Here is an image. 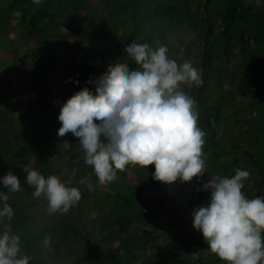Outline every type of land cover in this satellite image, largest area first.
<instances>
[{"label":"trees","instance_id":"1","mask_svg":"<svg viewBox=\"0 0 264 264\" xmlns=\"http://www.w3.org/2000/svg\"><path fill=\"white\" fill-rule=\"evenodd\" d=\"M3 31L10 32L4 33L8 39H12L11 32L17 33L20 40L29 37L30 42L44 50L60 42L57 51L63 56L67 54L64 42L74 47L78 38L83 44V39L90 41L92 44L85 45L89 50L86 59L74 66L83 77L84 86H81L93 93L95 81L106 75L108 68L132 70L139 67L125 56L126 46L134 42L148 43L153 48L166 45L171 58L179 63L191 61L203 80L202 85L191 88L185 85L184 90L195 99L198 126L207 133L204 152L206 147L210 148L217 160L235 155L233 163L228 164L232 172L225 174L226 177L235 174L240 161L250 163V176L242 191L248 198L264 196V147L260 152L245 149L239 138L246 134L256 147L261 141L259 134L264 133V117H259V113L264 114V0L259 4L256 0H43L41 5L32 0H0V34ZM193 36L201 46L195 58L185 51L187 40ZM18 40L13 36L7 47L0 45V64H9L8 70H0V113L3 112L0 177L11 171L20 178L22 190L8 192L0 184L14 211L10 221L6 217L0 221V232L10 231L20 236L22 254L30 257V264H48L61 259L83 264V258H77L73 251L75 244L83 241L90 245L98 242L94 249L101 259L97 264H137L142 255L151 250L154 252L150 264H227L209 251L202 233L193 227V210L211 198L210 191H198L212 176L207 167L202 177H194L190 182H174L175 193L166 190V183L153 178L150 170L155 169L154 164L147 168L137 165L133 172L118 170L115 180L125 184L127 190L118 191L114 196L109 189L115 180L103 188L98 187L92 170L85 167L78 138L71 132L70 136L58 137L49 127L50 115L59 116L62 104L82 90L80 76L74 74L69 78L71 81L68 80L75 85V93L55 96L58 105L53 107L52 100L48 102L38 94L46 80L47 66H37L31 52L20 56ZM232 57L237 60L233 69L229 66ZM48 58L54 60L52 56ZM42 61L47 60L43 57ZM29 70L35 72L28 73ZM89 75L94 76L95 81L89 80ZM16 81L22 82V86ZM233 88L235 92L230 91ZM241 88L246 98L242 103L249 102L251 111L256 114L237 121L240 133L235 136L234 130L228 133L220 130L225 104L216 100L209 111L207 103L211 92L228 89L236 93ZM236 96L222 94L221 98L234 104L238 103ZM224 139L231 150L227 149ZM52 156H56L53 162ZM65 164L67 173L60 176L70 187H77L81 194L84 189L79 188L81 181H90L96 203L103 198L108 204L103 222L98 216L95 218L93 225L99 233L96 240L91 238L92 230L83 228L84 221L78 215L82 198L67 212L52 213L51 220L36 212L38 199L46 197L33 196L35 189L26 183L25 165L47 177L58 176ZM208 164L206 160V166ZM146 181L148 184L144 183ZM250 183L257 192L247 190L246 185ZM111 196L115 202L109 206ZM149 217L157 223L153 229L149 226ZM161 220H165V226L160 225ZM185 225L190 228L187 234L183 229ZM144 226L147 227L143 229ZM159 231L173 233L177 247L185 254L155 251L161 240ZM46 237H51L49 246L44 244Z\"/></svg>","mask_w":264,"mask_h":264},{"label":"clouds","instance_id":"2","mask_svg":"<svg viewBox=\"0 0 264 264\" xmlns=\"http://www.w3.org/2000/svg\"><path fill=\"white\" fill-rule=\"evenodd\" d=\"M41 5L43 0H32ZM259 4L260 0H256ZM166 45L157 48L134 42L125 56L139 66L112 67L88 87L76 92L62 104L58 137L71 132L78 138L85 167L92 170L97 186L105 187L128 166L147 168L156 181L172 184L190 182L206 173L207 154L203 148L207 133L198 126V108L189 88L203 84L199 69L191 61L179 63L168 54ZM71 79V78H70ZM91 83V81H90ZM26 183L44 196L48 212H67L81 199L77 187L68 186L56 175L45 177L29 170ZM247 170L237 168L231 177L211 176L198 189L210 191V201L192 212L193 227L200 231L208 249L227 264H264V196L248 198L243 193ZM8 192L22 190L20 178L11 171L0 177ZM90 181H81L79 188ZM0 190V221H10L13 208ZM51 244V237L44 240ZM0 264H30L22 254L19 235L0 232Z\"/></svg>","mask_w":264,"mask_h":264},{"label":"rangeland","instance_id":"3","mask_svg":"<svg viewBox=\"0 0 264 264\" xmlns=\"http://www.w3.org/2000/svg\"><path fill=\"white\" fill-rule=\"evenodd\" d=\"M16 32H18V30ZM4 33L9 34L10 32L3 31L0 34V45L4 44L3 46L7 47V45L10 44V41L13 39V36H17V40L19 39L18 40V46H19L20 50L17 46L16 47L19 50L20 56H24L26 53L31 52V54L33 55L32 60L34 63L37 64V66L38 65H44V64L47 66V70L45 72L46 80L42 85L43 87L41 86L38 89V94H39V97L47 100L48 102H50L52 100V106L53 107L56 108L58 105L57 101L54 100L55 96L62 97L63 94H69L71 92L73 94L75 93L73 91L74 90L73 88H75V85H73V83L68 82L69 78H71L74 74H78L80 76L81 83H80L79 87L83 89V87H82V86H84L83 85V77H81V72L78 73L79 70L74 65L78 64V62L80 63L81 60L86 59V56L89 54V50L85 47V45L92 44L90 41L83 39L84 40L83 41L84 44H83L81 42V40L78 38L75 40L74 47L73 46L70 47L67 44V42H64L63 44L66 45L65 52L67 54L63 56L60 52L57 51L58 47H60V45H61L60 42L56 43V45H53L52 49L44 50L42 48L37 47L34 44V42H30L29 37H27L24 40H20L17 33L11 32L12 39H8L7 38L8 36H6ZM30 46H31V49H29ZM126 48H127V46H126ZM200 48H201V46L198 43L195 36L188 39L187 43L185 45V51L187 52L188 56L191 58H195L194 56L199 52ZM12 51H15V48H13ZM48 56H52L54 58V60H57V61L51 60L50 58H48ZM43 57H45L47 60V61H45V63H43V61H42ZM230 62L231 63L229 64V66L231 69H233V65L235 63H237V60L232 57ZM53 63L56 66H54ZM8 68H9V64H7V63L3 64V65L0 64V70L1 71L8 70ZM23 70L25 71V69H23ZM29 72L34 73L35 71L29 70L28 73ZM68 72H71V73H68ZM7 76H8V74H7ZM89 80L95 81V77L92 75H89ZM69 81H71V80H69ZM16 83L18 85L22 86V82L16 81ZM239 83L240 82L238 81V84ZM230 91L235 92V89L233 88ZM230 91L228 89L227 90L224 89V91H222V92H217V91L211 92L210 100L208 101L207 105H208V110L211 111L212 106H214L216 103V100L221 101L225 104V106L223 108L224 111H223L222 122L220 125V130H221V132H225V133H228L230 130H234L235 136H236L237 134L239 135V133H240L238 131L239 129H238L237 121L243 120L245 117H247L249 115L254 116L256 114V112L251 111L249 102L248 103L246 102L245 104L242 103L246 100V98H244L245 96H243L245 94L243 88L237 90L238 91V92H236L237 96H236V93H230ZM222 94H224L226 97H230L232 95L236 96L238 103L233 104V102L231 101L232 105H233L232 106L230 104L231 102H228L225 99L221 98ZM253 101H254V99H253ZM235 113H237L239 115L235 116ZM2 115H3V112L0 113V118L2 117ZM259 115H260L259 117H262V118L264 117L263 113H261V114L259 113ZM49 124H50L49 127L53 128L56 131V133H57L59 127L61 126V122L58 120V116H55L54 114L50 115ZM67 134L69 136L71 135L70 133H67ZM259 136H260L261 141L256 147H255L254 143H252L250 141V139L247 137L246 134H244V135L242 134L241 137H239L240 138V144L245 149H255V150L258 149V152H260L261 149L264 147V133H262V134L260 133ZM224 144L227 146L228 150L232 149L231 145L225 139H224ZM205 150H206V154H207L206 160L209 163L208 166H206V167L210 173H212L213 175H220V176L226 177L225 174H230L232 172V168H229L228 164L233 163L235 155L232 157H223V158L217 160L212 155V150H210V148L208 149L206 147ZM55 159H56V156H52L51 162L55 161ZM239 164H240V169L242 168V169L247 170V171H249V169H251V167H250L251 164L247 163L243 160L240 161ZM67 167H68L67 164H65V166L63 167V171L59 173L58 177L62 173H67ZM127 170H131L133 172L134 168L132 166H128L124 171H127ZM235 170H236V168H235ZM154 171H155V169H151L150 173H154ZM147 172H149V171H147ZM62 175L59 178H61ZM61 181H66V179L61 178ZM144 183L148 184L147 181ZM68 186H70V184H68ZM246 186H247L248 191L257 192L254 189L255 186L253 183H250V185H246ZM91 189H92L91 194L89 193L88 188H84L83 190H81V198H82L81 201H82V203H81V206H78L79 209L81 210V211L80 210L78 211V215H81V218L84 221L85 227H83V228L92 230V232L90 234L91 238L96 240L97 236H99V233H98L97 227H94L93 224H94L95 218L97 216L99 218L98 220H100V222H103L104 214L106 212V205H108V204L105 200H103V198L100 200L99 203H96V201H95L96 197L94 196V189L93 188H91ZM125 190H127V186H125V184H123L122 182L115 180L114 183L112 184V188L109 189V193L111 195L113 194V196H114L118 191H125ZM166 190H169L170 193H175V192H177V186L174 183L166 184ZM113 196H111L109 198V206L113 205L115 202ZM38 202H39V205H38V208L36 209V212H38V213L41 212L38 215L40 217H46V219H48V220L53 219L54 213L52 215V213L50 214L48 212L47 198H45V199L39 198ZM56 213H58V212H55V214ZM70 216H71V218H75V219L77 218V215H70ZM149 220L151 222V224L149 225L151 227V229L155 228V226H157L155 219L153 217H149ZM165 220H161V224H160L161 226L166 225ZM146 227L147 226H144L143 229H145ZM183 229L185 231V234L189 233V231H190V228L187 225L183 226ZM89 232L90 231H88V233ZM159 234H161V240L157 246V249H155V251L163 252V250H167L170 252L171 251L177 252L178 254H185V251H181V249H179V247H177L176 240H175L173 233H169L167 231H159ZM95 245L98 246V242L96 244L90 245V243H88L87 241H83L81 243L75 244L73 251L75 252V255L77 258H79V257L83 258L82 259L83 264H97L101 259L100 258L101 255H100V253H99V255L96 254V250L94 249ZM153 252L154 251L151 250V251H149V253L143 254L142 259L137 264H150V262H149L150 258H151L150 256L152 255ZM191 254H194V252H191ZM215 259H217V258L215 257ZM71 263H72V260L61 259L58 261H50V263H48V264H71Z\"/></svg>","mask_w":264,"mask_h":264}]
</instances>
